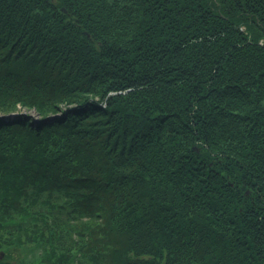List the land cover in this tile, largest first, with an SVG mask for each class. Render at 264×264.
Masks as SVG:
<instances>
[{"label": "trees", "instance_id": "obj_1", "mask_svg": "<svg viewBox=\"0 0 264 264\" xmlns=\"http://www.w3.org/2000/svg\"><path fill=\"white\" fill-rule=\"evenodd\" d=\"M0 264H264V0H0Z\"/></svg>", "mask_w": 264, "mask_h": 264}, {"label": "water", "instance_id": "obj_2", "mask_svg": "<svg viewBox=\"0 0 264 264\" xmlns=\"http://www.w3.org/2000/svg\"><path fill=\"white\" fill-rule=\"evenodd\" d=\"M3 257V252H1V258Z\"/></svg>", "mask_w": 264, "mask_h": 264}]
</instances>
